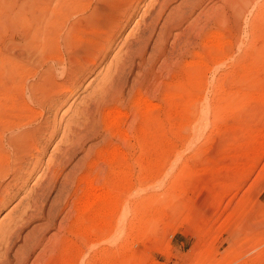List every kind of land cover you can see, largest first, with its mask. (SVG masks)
I'll list each match as a JSON object with an SVG mask.
<instances>
[{
	"label": "rangeland",
	"instance_id": "374dc122",
	"mask_svg": "<svg viewBox=\"0 0 264 264\" xmlns=\"http://www.w3.org/2000/svg\"><path fill=\"white\" fill-rule=\"evenodd\" d=\"M24 1L0 0V14L14 5L15 10L4 15L11 20L19 13L11 20L18 26L29 8ZM219 5L218 0H206L194 17L213 18ZM144 9L120 39L134 28ZM232 24L231 19L203 22L192 34L187 35V25L172 33L175 38L166 46V62L162 58L152 70L162 93L147 90L141 96L155 107L158 117L146 125L155 147L139 152L133 140L130 145L113 137L111 145L98 148L77 193L80 198L85 181L92 177L95 192L89 198L92 194L94 205L76 214L72 205L67 206L26 264L62 235L66 242L54 264H264V7L245 28L240 25L242 33L230 36ZM214 60L218 66L213 71ZM198 69L204 72L203 89L196 85ZM82 90L74 105L71 100L59 110L57 119L65 109L62 120L72 119L74 107L91 92ZM199 98L207 108L203 121L196 123ZM117 109L123 116L110 128L113 134L131 118L130 109ZM138 109L145 116L143 104ZM59 139L60 135L47 149L43 163ZM35 178L0 211V240L10 218L20 220ZM37 223L27 224L22 237ZM80 250H86L82 258Z\"/></svg>",
	"mask_w": 264,
	"mask_h": 264
},
{
	"label": "bare ground",
	"instance_id": "6f19581e",
	"mask_svg": "<svg viewBox=\"0 0 264 264\" xmlns=\"http://www.w3.org/2000/svg\"><path fill=\"white\" fill-rule=\"evenodd\" d=\"M176 1L151 0L145 6L143 0H25L29 8L25 16H19L18 26L11 20L19 13L11 20L4 15L14 11V5L0 14V211L36 176L26 194V207L18 215L20 220L10 218L9 226L1 231L4 255L0 264H26L67 206L72 205L69 209L76 214L94 205L92 194L89 198L94 191L92 177L85 181L86 191L80 198L77 193L87 170L93 168L92 156L98 148L109 146L113 137L124 144L133 140L139 152L154 146L146 125H153L158 117L155 107L141 96L147 90L162 93L152 70L162 58L166 62L164 54L173 32L187 25L189 35L200 23L231 19L230 36H234L242 33L240 25L245 28L264 7L263 0H218L213 18L206 14L194 17L206 0H183L172 7ZM143 6L134 28L120 39ZM252 6L258 11L251 12ZM217 66L214 60L212 70ZM195 71L196 85L203 89L204 72ZM81 89L91 92L74 107L72 119L62 120L66 109L57 119L67 103L72 100L70 105L75 104ZM203 103L204 98H199L196 123L203 121L207 108ZM141 104L152 117L141 114ZM117 108L130 109L131 118L113 134L110 128L123 116ZM59 135L52 155L43 163V156ZM36 222L22 237L24 227ZM18 242L21 244L16 246ZM65 242L63 235L51 240V246L45 245L32 264H54V256ZM85 253L81 251L80 258Z\"/></svg>",
	"mask_w": 264,
	"mask_h": 264
}]
</instances>
